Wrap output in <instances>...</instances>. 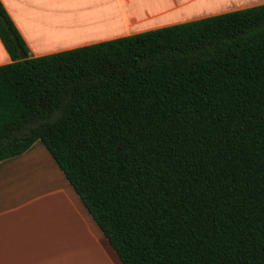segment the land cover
Returning <instances> with one entry per match:
<instances>
[{
    "label": "trees",
    "instance_id": "1",
    "mask_svg": "<svg viewBox=\"0 0 264 264\" xmlns=\"http://www.w3.org/2000/svg\"><path fill=\"white\" fill-rule=\"evenodd\" d=\"M0 39V161L40 140L123 264H264V3L30 56L0 0Z\"/></svg>",
    "mask_w": 264,
    "mask_h": 264
},
{
    "label": "crops",
    "instance_id": "2",
    "mask_svg": "<svg viewBox=\"0 0 264 264\" xmlns=\"http://www.w3.org/2000/svg\"><path fill=\"white\" fill-rule=\"evenodd\" d=\"M30 56L264 0H1ZM11 57L0 39V65ZM0 264H123L40 141L0 161Z\"/></svg>",
    "mask_w": 264,
    "mask_h": 264
},
{
    "label": "water",
    "instance_id": "3",
    "mask_svg": "<svg viewBox=\"0 0 264 264\" xmlns=\"http://www.w3.org/2000/svg\"><path fill=\"white\" fill-rule=\"evenodd\" d=\"M19 54H20V58L21 59H26L27 58V54L22 49H19Z\"/></svg>",
    "mask_w": 264,
    "mask_h": 264
}]
</instances>
